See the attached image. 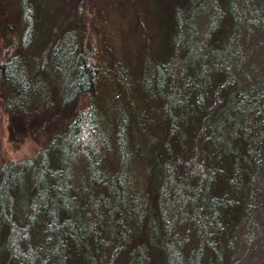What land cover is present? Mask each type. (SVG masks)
<instances>
[{
  "label": "trees",
  "instance_id": "16d2710c",
  "mask_svg": "<svg viewBox=\"0 0 264 264\" xmlns=\"http://www.w3.org/2000/svg\"><path fill=\"white\" fill-rule=\"evenodd\" d=\"M127 1L144 49L105 68L90 0H0L6 109L30 121L92 101L0 169V264L246 260L244 230L264 211V0H159L162 28L148 0Z\"/></svg>",
  "mask_w": 264,
  "mask_h": 264
},
{
  "label": "rangeland",
  "instance_id": "374dc122",
  "mask_svg": "<svg viewBox=\"0 0 264 264\" xmlns=\"http://www.w3.org/2000/svg\"><path fill=\"white\" fill-rule=\"evenodd\" d=\"M6 1L16 7L14 0ZM117 1L119 0H90V5H93V9L89 33L97 32L98 53L103 58L102 61L105 68H114L113 65L115 63L118 68H122L127 61L129 62V57L138 56L139 53L136 49H144L140 43V41L144 42L140 37L141 33L135 31L139 20L135 16L133 5L127 0ZM143 8L147 11L152 23L154 13L158 14L157 26L162 28L161 24L165 18L162 12L163 6L159 0H148L143 5ZM67 12L58 10L56 13L54 12L52 19L63 18ZM156 17H154V20ZM1 27L4 35V25ZM155 32L157 33L156 28ZM159 33L162 36H156V39L153 38L151 43L152 48L155 50L166 42L164 30L160 29ZM4 48V36H2L0 41V59L3 56ZM143 56L148 62L149 54L145 53ZM114 92L117 94V89H114ZM104 95L99 102L103 105H108L112 102V93L111 91L109 93L106 91ZM91 103L90 96L82 94L73 104L64 107L57 103L53 104L46 111L33 114L30 117V121H26L17 111H8L4 101L0 98V169L13 160L19 162L25 158L39 155L47 146L52 135L59 130H64L77 112L84 110ZM106 110L108 111L107 108ZM108 117L112 120L110 116H106L103 122L105 126L110 127L112 123L108 120ZM144 178L145 172L141 175V181L138 185H135V188L146 193L148 183L147 178L145 180ZM244 233L251 235L252 242L249 244L244 239L243 243L239 244L241 248L243 247L244 253L248 251L243 264H264V211L261 212L259 221L256 219H254V223L251 221ZM237 253H241L240 248L237 249ZM80 264H84V261L81 260Z\"/></svg>",
  "mask_w": 264,
  "mask_h": 264
}]
</instances>
